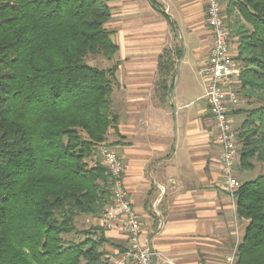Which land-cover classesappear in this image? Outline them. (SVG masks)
Segmentation results:
<instances>
[{"label":"trees","instance_id":"16d2710c","mask_svg":"<svg viewBox=\"0 0 264 264\" xmlns=\"http://www.w3.org/2000/svg\"><path fill=\"white\" fill-rule=\"evenodd\" d=\"M237 38L235 89L240 181L235 212L247 221L236 264H264V0H227ZM106 0H0V264H110L100 218L113 181L100 147L116 122L112 90L118 51ZM224 17V16H223ZM158 55V90L172 87L175 58ZM243 105L240 106V102Z\"/></svg>","mask_w":264,"mask_h":264},{"label":"crops","instance_id":"0c3cea01","mask_svg":"<svg viewBox=\"0 0 264 264\" xmlns=\"http://www.w3.org/2000/svg\"><path fill=\"white\" fill-rule=\"evenodd\" d=\"M106 1L111 17L105 27L118 47L112 90L117 120L106 142L123 164V184L140 216V243L155 252L153 264H236L233 252L247 221L237 217L235 200L222 187L220 146L200 73L212 44L205 4ZM220 3L232 21L236 10L228 17V1ZM177 47L182 53L168 78L172 87L162 95L157 58ZM229 53L236 56V41L229 40ZM231 111L236 129L244 115ZM251 172L240 171L236 160L239 181L253 178ZM105 235L112 243L105 245L109 255L125 249L120 221L105 228Z\"/></svg>","mask_w":264,"mask_h":264},{"label":"built area","instance_id":"2783aa9c","mask_svg":"<svg viewBox=\"0 0 264 264\" xmlns=\"http://www.w3.org/2000/svg\"><path fill=\"white\" fill-rule=\"evenodd\" d=\"M205 4L206 25L212 34L207 63L201 72L205 75V99L216 128V140L220 146L219 166L223 189L235 200L241 182L234 174L238 158L237 134L230 111L239 103L235 89L239 66L229 53L230 35L222 15L220 0H202ZM103 164L113 181L112 201L100 217L101 225L108 228L120 221L127 237L124 250L109 255L110 264H153L155 252L140 243L141 221L131 205L123 184V164L110 145L100 147ZM235 253V250L234 252Z\"/></svg>","mask_w":264,"mask_h":264},{"label":"rangeland","instance_id":"374dc122","mask_svg":"<svg viewBox=\"0 0 264 264\" xmlns=\"http://www.w3.org/2000/svg\"><path fill=\"white\" fill-rule=\"evenodd\" d=\"M233 13H232V15H233ZM234 16L232 17V20H234V18H235ZM233 41L237 42V38L230 35V42H233ZM87 62L92 64V65H94V66L100 67V68H108L111 65H113V59L108 60V59H106V58H104L102 56H99V55L87 57ZM240 104L243 105V102L241 101ZM110 146H112V145L110 144ZM257 174H259L258 168H257V170L254 169L250 173V175H254V176H256ZM98 221H100V224L98 223ZM91 224H99V225H101L100 218H97V217H84V218L77 219V226L79 228H84L85 226H88V225H91Z\"/></svg>","mask_w":264,"mask_h":264}]
</instances>
